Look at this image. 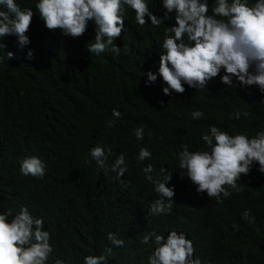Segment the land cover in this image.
Here are the masks:
<instances>
[{
	"label": "trees",
	"instance_id": "obj_1",
	"mask_svg": "<svg viewBox=\"0 0 264 264\" xmlns=\"http://www.w3.org/2000/svg\"><path fill=\"white\" fill-rule=\"evenodd\" d=\"M15 2L22 10L31 8L33 17L28 44L20 46L14 35L0 37L4 54H14L0 62V212L11 209L15 215L26 206L33 217L43 218L53 247L48 264L56 259L83 264L86 255H100L109 246L115 253L109 264H149L154 237L142 244L143 236L154 231L166 238L171 230L192 241L193 258L201 264H264V173L258 164L237 181L240 192L228 188L231 196L221 194L220 201L198 193L178 167L183 144L189 151L206 150L201 134L210 125L250 138L264 131V93L255 85L223 84V69L207 87L185 84L183 93L165 95L167 85L159 76L147 82V72L158 69L164 30L175 23V13L159 27L147 16V24L140 26L126 6L125 29L114 41L119 55H97L87 48L94 43V22L82 36H64L44 26L35 9L39 0ZM147 2L154 15L164 16L162 0ZM213 2L209 0V14ZM233 83L238 84L235 77ZM113 109L121 112L120 118L112 115ZM195 110L204 116L193 119ZM238 111L249 116L236 119ZM110 120H115L112 128ZM139 127L143 140L134 135ZM96 145L113 149L109 165L124 154L127 172L120 180L113 179L114 172L105 176L94 160L84 163ZM141 147L151 151L150 159L137 160ZM31 156L44 163L42 178L21 174V161ZM148 164L154 175L161 167L172 172L170 214H149L159 196L142 170ZM245 209L251 210L252 223L241 218ZM109 232L124 246L112 245Z\"/></svg>",
	"mask_w": 264,
	"mask_h": 264
},
{
	"label": "clouds",
	"instance_id": "obj_2",
	"mask_svg": "<svg viewBox=\"0 0 264 264\" xmlns=\"http://www.w3.org/2000/svg\"><path fill=\"white\" fill-rule=\"evenodd\" d=\"M0 37L14 35L20 46L29 43L26 35L30 28L33 10H22L15 0H0ZM135 12V22L144 26L147 16L151 25L159 27L170 14L175 13V23L164 30L161 43L162 53L156 72H147L148 81L154 82L157 77L167 85L163 88L165 95L172 92L183 93L184 85L194 89L207 87L209 81L220 74L221 82L230 87H258L264 93V0H214L209 14V0H162L165 9L163 17H157L150 10L147 0H39L35 5L44 26L50 30H61L64 36H82L90 21L95 25L94 43H88L90 53L97 55L111 51L119 55L120 48L114 41L125 29V7ZM187 37V41H185ZM5 44L0 43V62L5 58L14 57L13 52L4 54ZM31 50L28 58H32ZM233 77L238 84L233 83ZM146 82V84H147ZM115 118L121 117V112L113 109ZM249 116L247 111H238L235 118ZM193 119H200L204 113L192 111ZM108 128L115 126V120L107 122ZM138 140L144 139L142 127L134 130ZM206 150L189 151V145L183 144L178 153L179 169L186 173L190 181L197 185L198 193H207L209 198L217 201L231 196L228 188L240 192L238 186L241 175L247 176L251 166L258 164V170L264 173V131H259L251 138L243 133L231 135L210 125L208 133H202ZM113 149L107 151L103 146L91 147V160L85 159V164L95 161L97 167L103 170L105 176L109 172L116 173L113 179L120 180L127 172L124 154L121 153L115 161L108 164L113 155ZM148 148L141 147L137 155L138 161L151 158ZM145 178L154 185L159 198L149 207V214L161 216L170 214L173 206L174 187H168L172 172L161 167L154 173L152 164L144 167ZM21 174L42 178L45 175L44 163L36 156L26 157L21 161ZM9 217L11 220L9 221ZM242 219L252 223L251 210L245 209ZM233 229L239 225L233 224ZM154 237V251L149 257V264H201L194 257V245L186 235L171 230L165 238L154 231L146 233L141 240L148 244ZM50 233L44 230V220L33 217L26 206H22L18 214L12 210L0 212V264H48L53 252L50 244ZM107 239L112 245L124 246V240L115 233L109 232ZM113 248L107 247L100 255H86L83 264H109V257L114 256ZM54 264H64L56 259Z\"/></svg>",
	"mask_w": 264,
	"mask_h": 264
}]
</instances>
